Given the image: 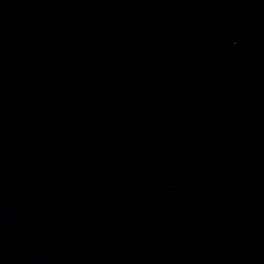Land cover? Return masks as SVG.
<instances>
[{
	"label": "water",
	"instance_id": "obj_1",
	"mask_svg": "<svg viewBox=\"0 0 264 264\" xmlns=\"http://www.w3.org/2000/svg\"><path fill=\"white\" fill-rule=\"evenodd\" d=\"M0 264H264V0H0Z\"/></svg>",
	"mask_w": 264,
	"mask_h": 264
}]
</instances>
